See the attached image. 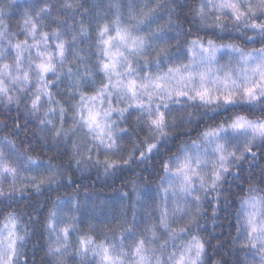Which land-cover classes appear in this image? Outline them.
Masks as SVG:
<instances>
[{"label": "snow or ice", "instance_id": "snow-or-ice-1", "mask_svg": "<svg viewBox=\"0 0 264 264\" xmlns=\"http://www.w3.org/2000/svg\"><path fill=\"white\" fill-rule=\"evenodd\" d=\"M77 39L96 63L75 52L73 75ZM0 130V264H264V0H0ZM92 170L126 182L99 233L78 215ZM61 188L33 219L25 199Z\"/></svg>", "mask_w": 264, "mask_h": 264}, {"label": "trees", "instance_id": "trees-1", "mask_svg": "<svg viewBox=\"0 0 264 264\" xmlns=\"http://www.w3.org/2000/svg\"><path fill=\"white\" fill-rule=\"evenodd\" d=\"M18 3L23 5L26 0H17ZM82 3H85L86 6L90 5H101L106 10L107 4L109 3V0H81ZM122 5H126L128 0H120ZM126 12V7L122 9ZM20 11L22 9H18L16 12V15L18 16ZM67 11V10H62ZM82 11V10H81ZM69 23L71 25H78L81 19H88L87 14H85L84 17H81L80 15H75V17H72V14L69 13ZM11 25L13 29H15L16 21L13 19L11 21ZM54 26V25H53ZM94 27V25H93ZM94 34H93V40H94ZM75 52H79L80 55L87 57V62L90 66H94L96 63V48L95 45L92 43V40L88 39H77L76 42V48L73 50V53H70V61L71 66L73 68V75L76 74L77 67H79L80 73H83L85 71L84 64H80L78 60L74 57ZM94 71V68L92 69ZM101 74H97V77H99ZM58 84V94L56 96V99H60L62 103L67 104L71 97L73 95H76L72 92V84L73 81L66 76H62L60 80L57 82ZM78 95H76V99H78ZM31 127V124L29 125ZM5 133L0 130V135H4ZM21 139L25 140H31L33 144H36L37 141L34 140L29 134L27 137H25L23 134L21 135ZM47 150V146L46 149ZM48 155H51V153H48ZM149 171H151V167L149 168ZM147 175V173H145ZM77 182L86 185L87 187L80 188L78 193V199L81 204V211L78 213V215L81 217V223L80 227L83 228L85 231H87V223L91 222L93 224H98L99 227L97 228V233H99L100 227H103V224H100V221H104V223H109L112 225H118L119 224V212H120V197H119V189L121 188L122 184L126 183L124 180L118 178L115 181V187H113V180L112 179H106L103 175H100L97 177V174L95 170H92L91 172H88L81 176L79 173L76 174ZM152 181H155V176L151 177ZM149 187H154V183L150 184ZM246 187V185H245ZM125 191H130V188H125ZM232 191H239L238 189L233 188ZM72 192L70 188H61L59 192L53 191V192H45L44 194L40 195L39 197H30L25 199V205H28V200H32V204L28 205V210L33 213V219L36 218V216H40L43 218L47 215V209L50 205L51 201H54L56 199L57 195L65 196V195H71ZM233 203L238 206V200L233 198ZM125 211L128 212V218L131 220V211L127 207V198H125ZM4 210V206L0 205V220L3 219L2 212ZM234 209L229 207L227 212L222 211L220 213V218L217 221V224L215 225V232L213 235H222L225 242H227L228 239V233L231 231L233 235H235V228L233 225H235V219L233 215ZM143 213L138 210L137 219L139 220ZM31 223V221H29ZM202 226L206 228L209 232H212L213 224L210 221H202ZM31 231V229H30ZM40 231H37V236L34 238V242L37 238H39ZM109 236L112 235V233H108ZM46 241V236L43 239L39 240V243L43 244ZM229 251L232 253L229 255ZM32 247L31 244L28 248V253L31 255ZM243 250L240 249H229L223 253L225 259L229 261V264H233L234 261L237 259H243L242 256ZM38 255H43V253H38ZM251 259V257H249Z\"/></svg>", "mask_w": 264, "mask_h": 264}]
</instances>
